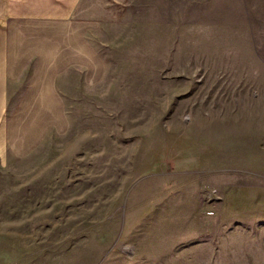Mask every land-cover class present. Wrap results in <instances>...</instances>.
<instances>
[{
  "label": "rangeland",
  "instance_id": "1",
  "mask_svg": "<svg viewBox=\"0 0 264 264\" xmlns=\"http://www.w3.org/2000/svg\"><path fill=\"white\" fill-rule=\"evenodd\" d=\"M243 3L131 0L89 36L102 81L69 72L66 130L0 163V264H264V1Z\"/></svg>",
  "mask_w": 264,
  "mask_h": 264
},
{
  "label": "crops",
  "instance_id": "2",
  "mask_svg": "<svg viewBox=\"0 0 264 264\" xmlns=\"http://www.w3.org/2000/svg\"><path fill=\"white\" fill-rule=\"evenodd\" d=\"M130 6L131 0H0L1 164L32 153L49 131L66 130L58 82L71 71L80 87L102 81L105 62L89 36L122 23Z\"/></svg>",
  "mask_w": 264,
  "mask_h": 264
}]
</instances>
